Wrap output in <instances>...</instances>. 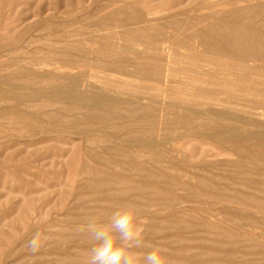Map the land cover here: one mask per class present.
<instances>
[{"label":"bare ground","instance_id":"1","mask_svg":"<svg viewBox=\"0 0 264 264\" xmlns=\"http://www.w3.org/2000/svg\"><path fill=\"white\" fill-rule=\"evenodd\" d=\"M258 1L169 0L164 6L176 11L149 20L157 11L147 0H116L113 12L93 15L101 35L86 43L74 40L83 35L74 29L83 23L78 17L43 23L38 46L27 17L1 26L0 167L65 160L62 171L84 177L73 188L98 194L93 209L85 202L64 222L34 226L33 234L46 235L44 259L35 264H88L94 245L76 227L91 217L106 224L127 206L136 207V225L144 228L130 250L138 260L162 249L171 264H264V174L251 171L264 163V131H250L256 123L239 116L264 112ZM224 154L240 161H214ZM59 226L61 234H45Z\"/></svg>","mask_w":264,"mask_h":264},{"label":"rangeland","instance_id":"2","mask_svg":"<svg viewBox=\"0 0 264 264\" xmlns=\"http://www.w3.org/2000/svg\"><path fill=\"white\" fill-rule=\"evenodd\" d=\"M114 1L116 0H98L96 1L95 4H93V2L90 3L89 0H0V33H4L1 30V26L3 25L10 26L12 23L14 26H19L21 22H18V20L20 18L27 17L28 19V22L26 24L27 26L29 24L30 25L35 24L30 28L33 29L32 30L29 29L27 33L32 38H34L35 36L33 40L34 42H36V40H38L41 36V34L38 32L39 30L38 28L41 27L43 23L48 21L47 22L48 25L51 24L52 26L57 25V23L67 24V22L69 23L72 20L70 19L71 17H73L74 19L78 17L77 19L81 20L80 22L83 23H79L78 25H75L74 29L80 31L81 33H83V35L82 37L80 36L74 40L86 43L87 39L90 36L101 35L100 32H94L97 27L94 26L96 18L93 17V15L96 17H100V16H106L109 13L113 12L118 7L117 5L110 7L111 5L110 3ZM147 1L150 2V4L153 7H156L155 11H157L156 15L148 17L149 20H162L163 18L168 17L169 15L173 14L176 11V10L168 11L169 8L167 6H164L165 3L169 0H147ZM223 1L227 2L228 0H223ZM253 2L256 4L259 1L253 0ZM194 4L196 3L191 4L192 7L194 6ZM190 7L191 6L187 7V9L189 10ZM137 10H139V12L143 11L142 13L146 12V10L144 9L142 10L140 8ZM22 13L25 15H23ZM75 14H77V16ZM47 15L49 17H47ZM30 16L32 17V20L30 18L31 21L29 20ZM40 17L43 19H41ZM14 20H17V22H15ZM36 43H34V45L38 46L39 44ZM48 43L49 42H45V44ZM34 45L31 47L32 50H34V48L37 47ZM43 67L42 68L40 67L41 71L43 70L48 72L50 70H53V68H55L56 65H53V67L50 65L47 68L45 66ZM130 82L131 84L136 83V81L134 80H128V83ZM131 84L125 85L124 88L129 89ZM244 101L245 98H241V100L238 101V105L239 106L244 105L245 104ZM168 102L169 101L166 102L164 101L163 103L165 104ZM175 113L176 111H172L170 113L167 112L162 113L161 120H165L166 116L173 115ZM239 116L242 119H244V117H248L249 119L253 120L254 123H256L255 125H251L248 127L250 131L260 134L263 133L264 128L262 125L264 124V112L260 113V111H256V110H241ZM219 124H222L223 126L226 125V123L223 122H220ZM261 141L264 142V139ZM73 142L76 144L73 145ZM69 143L73 146L76 145L77 147L81 146L80 148L85 146V144L78 139H70ZM37 147L38 146H36V148ZM59 147L70 148V145L69 146L59 145ZM36 148L32 147L29 150L30 151L38 150L41 149L42 146L38 147L37 149ZM221 160L229 161L231 163H235V162L238 163L240 161L235 156H232L230 154H224L222 157L214 159V161L217 162ZM60 163L59 161L58 162L56 161L54 166L49 161L40 165L38 163L34 164L30 162H20V164L18 163V164H10L8 166H4L5 168L0 167V234H1L0 264L38 263L40 260L44 259L43 257L40 258L39 256H41L40 254L43 251H45L46 247L43 248L44 250L41 249L36 253H31L26 247V242L29 239H31V234L29 233H32V230H34V226H38V224L47 225L49 222H52L54 220H61L62 222H64L67 219L66 218L67 213H69L72 209H74L75 206H81L85 202L86 205H88L89 209L94 208L95 206L94 200L98 198L97 197L98 194L93 192L86 193V191L73 188L78 183L81 184V182H84L83 181L84 177L77 175L74 176L73 174L68 173L64 169H63L64 173L61 174V176L58 175L59 173L63 172L62 167L66 165V161L61 160ZM58 164L60 165L61 168L59 167ZM42 165H44L43 168L46 167L43 170L41 168ZM77 165H78L77 163L73 164L74 167H77ZM8 168L9 169L13 168L11 169V171H13V173L15 174H13L10 171L9 174L6 173V169ZM24 168H31L32 169L31 174L19 175L14 171V169L22 170ZM39 169L43 172V174ZM251 171L255 177L264 174V163L252 167ZM180 193L182 195V192ZM256 200H260V199L256 198ZM233 207L236 208L237 206H233ZM197 208L198 206H178L177 209L189 210V209H197ZM80 209H82V211L80 210L81 212H84L83 208ZM263 222L264 221L262 220L261 223L264 224ZM64 227L59 226L55 228L46 229L45 234L46 233L55 234V235H57L58 233L61 234L62 231L65 229ZM80 227L79 226L76 227L77 231L79 229L85 230V227L83 226ZM139 230L142 233L144 231V228H139ZM41 236L42 238L46 239V235L41 234ZM56 238L58 239V237ZM57 239H54V241ZM260 240L263 241V239ZM52 252L54 255L58 253L57 250H52ZM11 253L14 254V257L12 259H7V257ZM54 255L50 257L48 256L49 258L47 259L50 258L53 259ZM21 257L23 258L21 259Z\"/></svg>","mask_w":264,"mask_h":264},{"label":"clouds","instance_id":"3","mask_svg":"<svg viewBox=\"0 0 264 264\" xmlns=\"http://www.w3.org/2000/svg\"><path fill=\"white\" fill-rule=\"evenodd\" d=\"M138 211L127 206L112 212L105 224L95 217L88 219L85 231L93 243L88 264H171L162 249H153L138 260L130 250L139 246L141 232L136 225ZM45 239L39 232L26 242L31 253L38 252Z\"/></svg>","mask_w":264,"mask_h":264}]
</instances>
